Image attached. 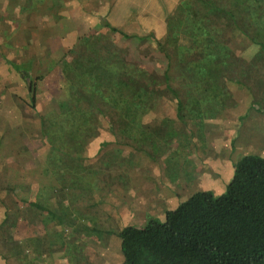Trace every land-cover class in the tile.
Instances as JSON below:
<instances>
[{
  "label": "rangeland",
  "instance_id": "374dc122",
  "mask_svg": "<svg viewBox=\"0 0 264 264\" xmlns=\"http://www.w3.org/2000/svg\"><path fill=\"white\" fill-rule=\"evenodd\" d=\"M123 1L124 8L134 12L129 5L144 0ZM155 1H158V4L150 8L159 6V10L165 13L168 11L167 3L162 0ZM78 9L82 10L81 7ZM57 13L56 11L53 15H58ZM28 15L30 14H25V17ZM45 15L44 18L48 16L47 13ZM112 21L115 22L113 19ZM79 22L82 25V21ZM93 22L86 19L83 23L93 24ZM50 24H53L52 28L48 27ZM73 25L74 28H71ZM77 27L78 21L44 22V29L41 32L37 30L35 35V31L32 30L26 34V44H24V40L18 34L14 33L16 36L13 37V29L9 30L11 35L8 40L5 39L6 37L3 38L4 30L0 26V60L7 67L0 74V220L6 214L9 215L6 224L4 226L0 224V229H11L13 232L12 236L5 233L8 238L3 237L0 240V264H22L24 257H27V264H31V261L34 264L44 262L122 264L123 253L119 231L127 225L147 223L159 213L160 208L168 211L175 207L168 202L161 204L158 209L153 205L148 208V204L141 203V198L138 205L136 200L132 201L129 196H132V191L140 187L143 196L156 202L160 200L162 202L164 196L174 193L177 197L175 201L180 202L181 199L193 195L194 189L204 190L202 188H205L211 179H219L217 185L224 186L225 191L231 179L224 184V179L221 178L228 176L232 168L224 166L220 172L217 164L228 160V151L229 157L236 156L237 160L246 150L248 153L264 156V66L261 69L254 68L255 64L259 67L264 65V47L257 46L250 53L253 69L243 77L251 85H257L261 91L260 94L253 93L255 103L249 106V110H245L238 124L233 123V117L227 109L228 106H224L226 102L221 93H211L210 95H214L213 99L205 98L200 103L201 107H198L195 104L198 100L197 96L193 95L191 100L192 94L183 89L180 95L191 102H185L179 113L175 95L163 86L160 92L156 93L157 101L153 103L152 110L143 117V127L135 129L134 132H127L128 134L121 132L112 139V142H106L104 148H101L116 146L118 155H115L114 161L122 158L127 161L132 158L129 154L133 149V152H138L140 149L138 152L140 159L149 166V168L144 167L145 171L125 169L129 170L127 173H120L122 171L119 166L112 169L109 167V171H112L107 174L109 179L116 174L121 178L116 179L120 180L117 181L116 186L118 195L105 196L115 192L112 185L117 182L103 180L105 177L100 176V171L95 172L97 169L94 167L91 169L87 166L83 167L85 164L82 165V161L73 154L75 152L80 154L78 150H82L88 144L93 142L97 144L96 133L107 130L105 129L107 127L98 123L100 128L95 132L94 137L89 138L87 125L76 129L71 126L66 130H61L57 124L51 125L61 101L69 99L72 90L90 93L96 86L94 79L101 82L103 77L105 81L102 86L108 88L114 86V83H108L107 77L102 75L103 71L99 65L90 66L91 62L88 59H85L87 66L76 71L80 75L75 77L74 84L70 81L69 76L74 72L71 59L80 55L78 53L80 48H76V42L85 34L84 30ZM90 32L97 34L101 38L99 40L105 44L111 42L112 38L108 31L101 27L93 28ZM143 41L124 43L122 46L129 52L139 47L147 53L154 73L165 85L163 74L168 60L157 45ZM121 43L120 40L118 44ZM30 57L36 60L30 61ZM8 60L20 66H27L28 71L32 72L35 79L33 92L36 108L32 107L31 95L21 73ZM247 65L250 66V62ZM176 67L177 64L174 62L171 68L173 87L182 83L180 73L174 72ZM124 78L126 77L122 74L117 77L115 91L119 92V95L124 94L134 98L135 93L132 92L134 88H123L120 81ZM248 82L244 84L241 80L240 84L247 86ZM125 84L131 86L130 81ZM207 95L209 93L205 92L203 96ZM254 111H256L254 116L257 118L252 117ZM94 116L101 123L107 122L99 111L94 110ZM42 119H45L46 125L49 126L50 142L42 135L41 131L44 128ZM232 123L234 130L230 132L228 125ZM115 125L120 128L119 121L116 120ZM238 146L246 147L244 153L237 152ZM255 147L258 148L254 150ZM141 149H147L150 154H146ZM77 163L79 164L76 167H80L82 177L80 174L77 176L73 172L76 168L71 167ZM155 165L162 166L157 171H153ZM147 170L149 173L146 172ZM182 174L185 176V181L178 185L175 180H178L180 175L183 176ZM60 180L63 181L59 183ZM168 180L170 182H167ZM62 187L64 189H61ZM85 187L86 189L82 190ZM159 191H161L160 195H158ZM211 191L220 195L218 194L220 190L218 193ZM123 192H127L128 197L123 196ZM23 197L28 198L23 199ZM79 202L83 206H79ZM51 208L53 213L59 216H67L71 212L81 214L87 224L100 229L97 231L84 228L69 231L68 223L75 222L68 221L67 217H64L58 230L52 229L48 234L26 237L20 239L21 243H19L15 231L45 227L41 217L48 218L50 212L47 210ZM161 216L159 219H163L165 214ZM44 222L49 223L47 220ZM57 223L58 221H54V224ZM46 249L49 254L41 256L42 251Z\"/></svg>",
  "mask_w": 264,
  "mask_h": 264
},
{
  "label": "trees",
  "instance_id": "16d2710c",
  "mask_svg": "<svg viewBox=\"0 0 264 264\" xmlns=\"http://www.w3.org/2000/svg\"><path fill=\"white\" fill-rule=\"evenodd\" d=\"M201 7L208 10L203 11ZM15 13L12 12L14 17ZM220 13L227 15L229 23L225 19L219 20ZM212 16L219 23L218 28L209 21ZM202 18H205L203 22ZM99 19L101 28L104 27L111 36V42L105 44L95 33L84 34L76 42L80 55L71 59L74 72L69 79L74 84L75 77L80 75L76 71L87 66L88 59L90 66L99 65L102 75L114 86L117 77L121 74L125 76L120 82L123 88H134L132 92L135 97L119 95L114 86H102L104 77L101 82L94 79L96 86L90 93L72 90L69 99L61 101L51 125L57 124L61 130L71 126L75 129L84 128L87 125L89 138L98 131V123L101 125V121L94 116V110L102 114L107 121L103 125L114 135L142 128L143 117L152 110L153 103L157 101L156 93L163 86L175 95L179 113L184 103L191 102L194 96L198 98L195 104L201 107V101L207 97L212 100L214 95L210 94L216 90L227 94L222 77L228 69L242 64V58L222 42L224 37L220 35V29L226 30L231 22L234 21L248 37L264 46V42L253 39L242 30L233 13L215 0H190L181 4L167 18V33L163 38H156L154 33H131L111 25L103 16ZM120 40L122 43L118 44ZM142 41L157 45L166 56L168 61L163 74L165 85L154 73L147 53L139 47L129 52L122 46L124 43ZM174 62L177 64L174 72L180 73L182 79L177 87L171 84ZM10 63L21 73L31 95L32 107L36 108L32 72L28 71L27 66H20L11 60ZM65 64L68 66L67 62ZM127 81L131 82V86L125 84ZM183 89L192 94L190 101L180 95ZM205 92L209 95L203 96ZM116 120L120 128L115 125ZM42 123V135L50 142L49 126L45 119H42ZM47 212L56 217L59 226L63 223L64 219L53 213L52 208ZM8 219L9 215L6 214L3 226ZM83 227L98 231L87 225ZM79 229L78 225L72 227L75 231ZM118 235L123 253L122 264H264V156L252 153L241 155L234 164L233 176L222 194L216 195L211 190L196 191L168 210L163 219L153 217L147 223L127 225Z\"/></svg>",
  "mask_w": 264,
  "mask_h": 264
},
{
  "label": "crops",
  "instance_id": "0c3cea01",
  "mask_svg": "<svg viewBox=\"0 0 264 264\" xmlns=\"http://www.w3.org/2000/svg\"><path fill=\"white\" fill-rule=\"evenodd\" d=\"M162 1L168 4L167 5L168 11H166V13L165 11L159 10L158 9L160 8L159 6H157L158 8H154V7L150 8V6H156L158 4V1L156 2L155 0L138 1L136 2V4L131 3L129 7L132 6L134 12H132V10L130 11V9L128 8H124L123 0H0V26H2L3 27L2 29L4 30L3 38L6 37L5 39L8 40L10 38L11 31L13 29L12 33L18 34L19 37L24 40V44H26L25 41L26 34L32 30L35 31V35L37 33V30H40L41 32L44 29V22L51 23L52 21L56 23V22L66 21L67 23H70L71 21H78L77 28H81L82 30H84L85 34H88L91 33L90 32L91 29L101 27L99 23L100 22L99 17L103 16L108 22H110L111 25L118 28H122L125 31L136 33L139 35H146V34L148 35L149 33H154L156 38H163L167 33V18L171 14H173L181 4L190 0H162ZM215 1L219 2V4L225 6L230 12L233 13V16H235V18L237 19L236 21L240 26V28L246 31L249 36H251L253 39L264 42V0H215ZM80 7L82 8L81 11L78 9ZM201 10L207 11L208 9L206 7H201ZM14 11L16 12L15 13L16 15L15 17H12L11 15L12 12ZM56 11L59 14L57 13L58 15H53V13H55ZM45 13H47L48 16L44 18V16H46ZM25 14H30V15L25 17ZM226 16L227 15L221 14V16L220 17L218 16V18L220 21L225 19L227 23H229L230 20ZM86 19L89 21H94L93 24L83 23L85 22ZM112 19L115 22H113ZM204 19L205 18H202V22L204 21ZM79 21H82V25L79 24L80 23ZM209 21L213 22L212 23L213 27L218 28L217 25H219V23L215 21L214 16H212ZM233 24L234 21L231 22V25L226 26L225 28L226 30L220 29V35L221 37H224V39H222V42H225L235 51L238 57L242 58V62H241L242 64L241 65L236 64L234 67L228 69L226 75H223L222 79L225 82L227 94H223L222 91H220L219 89L216 90V92H219L224 96L226 102L224 106L226 105L228 106L227 109H229V112L233 117L232 118L233 123L238 124L240 119L244 116L246 112L245 110H249V106H251L252 103H255L254 100L255 96L253 95V93L260 94L261 91L257 85H251L248 81L244 79L243 76H245L249 72V70L253 69V63H252L253 59L250 53L253 52L254 48H256L257 46H262V45H259L258 43L253 41L250 37L247 36V34H245V32L241 31L236 24L234 25ZM52 25L53 24H50L48 25V27L50 28L51 26L52 28ZM221 27L223 26H220V28ZM56 28H57V24H56ZM71 28H74V25ZM102 28L104 29V27ZM16 34H14L13 37H15ZM34 60H36V58L31 59L30 57V61H34ZM8 61L10 62V60ZM249 62H250V66L247 65V63ZM260 66L261 67L255 64L254 68L261 69L264 65H260ZM6 68H7L6 64H4V62L0 60V74L2 73V70ZM241 80L242 82L244 81V84L247 82L249 84H247V86L245 85L243 86L242 84H240ZM255 114L256 111L253 112L252 117L257 118L256 116H254ZM233 123L228 125V130L230 132L234 130ZM160 125L161 124H159V127H161ZM105 129L107 130H103L102 132L96 133L98 136V141L96 142L97 144H95L94 142L90 145L88 144L89 146L87 145L82 150H78V152H81L80 154L77 152L73 154V156L75 157H82L79 160L82 161V165L85 164L83 165V167L85 166L90 167L89 169L94 167L95 169H97L95 170V172L100 171L101 173L100 176L105 177L103 180H106L107 182L109 180L111 181L114 180L115 182H117L120 180H116V179L121 178L119 175L116 174L113 175L111 179H109L107 174L112 172L109 171V167L112 169L113 167L119 166L120 170L122 171L120 173H127L129 170L133 171L134 169H139V171H145L144 167L149 168V166H147L140 159V155L138 154L140 149H138V152L137 151L133 152L134 150L133 149L132 152H130L129 154V156H131L132 158L127 161H125L126 159L124 160L123 158L121 160L114 161L115 155H118L117 154L118 149L116 148V146L111 145L110 148L108 149L107 148L101 149L104 148L105 146L104 144H106V142H112L113 141L112 139L116 136L108 128ZM244 147L245 146L243 147L238 146L237 152L244 153ZM257 148L258 147H255L254 150H256ZM141 150L144 151L146 154H150L147 149H146L147 151L145 149H141ZM247 151L248 150H246L244 154H248ZM227 156H228L227 161L221 163L219 162L217 164L220 167V172L222 171L224 166L225 168L227 167L232 168L230 174L228 173V176H224L221 178L224 179L223 181L224 184L232 178L234 172V164L237 160L236 156L229 157V151ZM73 163L74 162L72 161V164ZM77 164H74L71 167L74 169L76 168L75 169L76 172L75 171L73 172L76 173L77 176L80 174L82 177L81 174L82 172L81 173L79 172L80 167L78 168L76 167ZM160 166L162 165H155L153 167V171L154 170L157 171L160 168ZM125 169H129V170L127 171ZM146 172L149 173V170H147ZM226 172H228L227 169ZM83 180L87 182L85 179ZM218 180L211 179L209 184L202 189L204 190L211 189L213 191H216L217 193L218 190H220L218 194H222L224 192L225 187L224 186L221 187L220 185H217V183H219ZM184 181H185V176L180 175L179 179L175 180V183L181 185V183H183ZM167 182H170V180H168ZM117 185L118 182L112 185V187H114L115 192L108 193L105 196L108 197L109 194H111V196H117L118 195L117 194L118 191L116 190ZM164 186L162 188H164ZM85 189L86 187L83 188L82 190ZM147 190L150 191L148 188ZM196 191H199L198 188L194 189L192 193ZM131 193L132 196L131 195L129 196L131 197L132 201L136 200L135 201L136 204L140 205L139 199L141 198L142 199L141 203L148 204L149 205L148 208H151V205H153L158 209L160 208L161 204H167L168 202H171L170 205L173 204L176 207L181 201L185 200V199H181L180 202L179 201L177 202L175 201L177 197L174 195V193H171L169 195L164 196L162 202L161 200L159 202H156L154 200L147 199L146 196H143V190L140 187H138L136 190L132 191ZM160 194L161 191L158 192V195ZM127 195H128L127 192L126 193L123 192V196H127ZM78 205L83 206L81 205V202H79ZM158 212L159 213L154 215L153 217L160 218L162 217L161 215L163 213L165 214L167 212V210L166 209L163 210L162 208H160L158 209ZM58 217L63 219H65L64 217H67L68 221L73 220L72 222H75L72 224L68 223L67 227L68 226L70 227L69 231L72 230L71 227L74 228L77 225L80 227V230H83L84 229L83 226L86 225L88 227H91V225L85 222L86 219L81 214L77 215L71 212L67 216L58 215ZM4 219L5 216L2 220H0L1 221L0 224L3 222ZM45 220H47L48 222L51 220L50 222L53 223L49 224L50 223L49 222L48 224H46L44 222ZM55 220L56 217L54 215L53 216L49 215L48 218L46 219L41 217V221L44 223L45 227L41 226L35 229H24V230L19 229L15 231V233L18 234L19 243H21L20 239L23 238L26 239V237L38 236L41 234H48V232L52 229L55 231L58 230L59 224H54ZM93 228L100 229L97 226H93ZM5 233L8 235L11 233L13 234L11 229H0V240L1 238L3 237L6 238L8 236ZM42 252L43 253L41 254V256L43 257L49 254L47 249L43 250ZM22 260H21L22 264L23 262L24 264H27L26 261L27 257H24ZM31 264L34 263L31 261ZM42 264H50V263L44 262Z\"/></svg>",
  "mask_w": 264,
  "mask_h": 264
}]
</instances>
